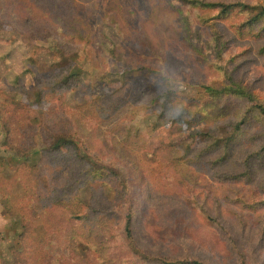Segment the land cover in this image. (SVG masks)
Here are the masks:
<instances>
[{
  "label": "rangeland",
  "instance_id": "obj_1",
  "mask_svg": "<svg viewBox=\"0 0 264 264\" xmlns=\"http://www.w3.org/2000/svg\"><path fill=\"white\" fill-rule=\"evenodd\" d=\"M6 1L0 264H264V0Z\"/></svg>",
  "mask_w": 264,
  "mask_h": 264
},
{
  "label": "trees",
  "instance_id": "obj_2",
  "mask_svg": "<svg viewBox=\"0 0 264 264\" xmlns=\"http://www.w3.org/2000/svg\"><path fill=\"white\" fill-rule=\"evenodd\" d=\"M1 1H3L4 2V0H0V2ZM25 0H7L6 2H7V6H6V9L7 10H11L12 8H13V6H16V4L17 3H19V2H24ZM32 1H39V0H32ZM72 3V2H71ZM70 8H72V5H70ZM0 11H1V8H0ZM20 11H25V15L27 16H30V17H39V16H41V14H42V12H39V11H36L35 9H33V8H30L28 5H25V7H22L21 9H20ZM56 15L54 14V17H55ZM57 20H59V19H57ZM60 25H62V26H60V28H63V27H65V25L66 24H69V26H68V28L69 29H71V30H73V32L74 33H76L77 34V36L78 37H81V36H83V32L81 33V27H82V25H81V23L77 20H75V21H73V22H66V21H61L60 23H59ZM71 24H73V25H71ZM69 29H66V30H68L69 31ZM81 30V31H80ZM1 40V39H0ZM71 76H74V74L73 75H70V77ZM69 77V76H68ZM254 105V107L255 108H257L258 110H259V112H260V114L264 117V108L261 106V105H259V104H257V103H254L253 104ZM57 143V145L55 144L54 145V147L55 148H59L60 146H67V145H70V146H76V143H74V142H70V141H67L66 140V138L64 139V138H62V139H60V141H58V142H56ZM54 148V149H55ZM2 162H1V160H0V181L3 183L4 182V179H3V176L1 175V170H2ZM24 166H22L21 167V169H20V171L21 170H24ZM22 172V171H21ZM15 191L14 190H11V191H6V194H4V193H2V196H3V199H0L1 201H2V206L4 205V208L5 209H7L8 208V210H10L11 209V205L9 204L11 201H15V198L14 199H12V197L10 196V194H13ZM3 202H4V204H3ZM22 219H23V216H20ZM22 222V221H21ZM27 227H24V229H26ZM126 233H127V237H128V239H130V234H131V231H130V229H129V226H127L126 227ZM33 233H31L30 235H32ZM19 238L21 239V241H23V242H25V241H27V240H29L30 238H29V236H25V234H21L20 236H19ZM164 264H169V263H164ZM187 264H202V263H200V262H197V261H189V263H187Z\"/></svg>",
  "mask_w": 264,
  "mask_h": 264
}]
</instances>
